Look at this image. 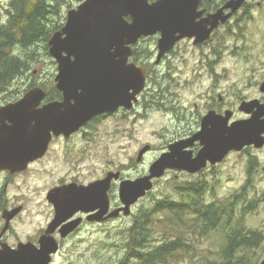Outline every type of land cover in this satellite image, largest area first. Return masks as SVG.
Returning a JSON list of instances; mask_svg holds the SVG:
<instances>
[{"label": "water", "instance_id": "water-1", "mask_svg": "<svg viewBox=\"0 0 264 264\" xmlns=\"http://www.w3.org/2000/svg\"><path fill=\"white\" fill-rule=\"evenodd\" d=\"M201 1L82 0L76 9H70L65 26L48 41L49 53L58 65L56 85L64 99L38 107L45 91L34 87L21 99L0 107V170L26 169L46 152L53 134L71 135L96 115L120 107L132 109L146 82L145 69L129 63L141 38L159 35V63L183 39H193L194 45L210 40L220 23L228 21L245 2L230 0L201 18ZM260 90L264 94V81ZM239 110L252 112V116L229 124L233 111L225 115L210 111L203 119V129L169 144L168 150L152 162L148 174L123 180L119 186L123 205L112 212L108 191L121 172L111 171L89 185L73 183L53 189L49 198L55 206V218L41 236L40 245H4L0 264H52L60 249L52 234L61 225L62 237L75 231L83 218L66 221L78 211L91 213L89 219L97 221L117 217L122 211L130 215L132 207L168 170L198 174L208 164L223 162L231 152H242L252 145L264 147V103L243 100ZM198 141L202 147L194 154L191 147ZM150 150L151 145L141 148L137 161ZM19 211L7 212V220ZM259 264H264V258Z\"/></svg>", "mask_w": 264, "mask_h": 264}, {"label": "rangeland", "instance_id": "rangeland-1", "mask_svg": "<svg viewBox=\"0 0 264 264\" xmlns=\"http://www.w3.org/2000/svg\"><path fill=\"white\" fill-rule=\"evenodd\" d=\"M10 2L0 0V23L8 19ZM81 2L62 1L61 16L55 20L61 28L67 22L68 11L76 9ZM230 27L233 33L230 31V34L228 28L219 31L204 47L194 45L191 39L179 41L160 67L155 66L159 35L143 37L138 41L140 50L149 48L152 52L143 61L159 70L157 75L153 74L150 92H158L161 86L163 92L158 99L164 100L165 97L167 106L171 108L154 105L145 111L143 105L139 108L137 119L133 114L129 119L116 114L95 122L83 134H78L69 148L65 147L62 152L57 149L46 163L34 164L26 174L19 176L17 189H24L27 194L24 201L26 211L19 220L23 224H18L23 236L33 234L46 222L48 205L45 193L59 180L75 178L80 175L78 171L81 178L95 180L105 172L115 170H125L126 176L135 179L137 175L148 172L152 162L175 138L195 132L198 116L211 104L212 98L216 101L222 96L234 102L237 109L243 99L264 96L260 91L264 81V9L239 16V21ZM215 50L220 52L219 61ZM31 54L33 59L29 71L0 93V104L14 102L36 86L55 84L58 65L49 53V46L46 48L44 42H39L31 48ZM208 58L217 62H208ZM165 88L167 94L164 93ZM145 145H151V151L138 162V153ZM252 162L255 169L250 173ZM203 172L197 177L170 171L156 180L153 190L132 207L130 215L106 226L88 224L64 241L53 264H117L125 255L123 245L128 242L126 234L137 210L151 201L155 194L165 191L166 185L173 179L184 181L207 177L219 198L237 193L247 184L248 198L258 200L254 211L247 217L248 226L264 232V149L233 152L223 162ZM14 188L12 194L17 193ZM204 245L211 247L209 242ZM259 252H264V243Z\"/></svg>", "mask_w": 264, "mask_h": 264}, {"label": "trees", "instance_id": "trees-1", "mask_svg": "<svg viewBox=\"0 0 264 264\" xmlns=\"http://www.w3.org/2000/svg\"><path fill=\"white\" fill-rule=\"evenodd\" d=\"M62 1L11 0L8 19L0 23V93L29 71L35 44L44 42L48 48L52 34L61 28L55 20L61 16ZM150 55L149 48H135V58ZM254 169L252 162L250 173ZM166 188L137 210L123 245L125 255L117 264L260 262L264 232L248 226L247 217L258 200L248 198L247 184L224 198L215 195L207 177L173 179Z\"/></svg>", "mask_w": 264, "mask_h": 264}, {"label": "flooded vegetation", "instance_id": "flooded-vegetation-1", "mask_svg": "<svg viewBox=\"0 0 264 264\" xmlns=\"http://www.w3.org/2000/svg\"><path fill=\"white\" fill-rule=\"evenodd\" d=\"M228 1H230V0H202L201 5L199 7V10L203 11V15L201 18H205L209 14L217 12L218 10L223 8L228 3ZM261 9H264V2L263 1L245 0V2L242 4V6L230 17V19L228 21H226L224 23H220L219 27L217 29H215V31L213 32L210 40H208L202 44H199V46L204 47L205 44H207L208 42H210L214 38V36L217 32L222 31L226 28H228L229 32L231 31L233 33L230 25H234L235 22L239 21V16L247 15V14H253L256 10H261ZM229 11H230V9H226L225 12H229ZM231 32H230V34H231ZM186 39H189V38H186ZM184 40L185 39H183V41ZM191 40L193 41V39H191ZM138 44H140V43H137L136 45H134V54H135V48L139 49ZM177 44L175 45V47L177 46ZM175 47L173 48V50L175 49ZM172 51H170V52H172ZM214 53H216L215 57L219 56L217 59V61H219L220 60V55H219L220 52L218 50H215ZM134 54L130 58L129 63H135L138 67L145 69L146 82H145L144 89H142V91L138 95L137 102H134L132 109H126L124 107H120L112 113H103L100 115H96L93 118H91L83 127H81L80 130L72 133L71 135H65L63 133L60 135H54L53 134L52 139L48 145L46 152L41 157H39L38 159L30 162L26 169H24L22 171H13L10 169L0 170V248H3L4 245L10 246L12 248H18L20 243H29V242L39 246L40 245L39 241H40L41 236L46 233V230L48 229L49 225L51 224V222L55 218V206L49 198L51 191L57 187H63L65 185H69V184H73V183L78 184V185H89L93 181H96V180H99V179L106 177L107 174L111 171L105 172L103 174V176H101L95 180H89V177L81 178L82 175L78 171V174H80L79 176L72 178V179L63 178V179L59 180L55 185H52L49 189H47V191L45 193V202L48 205V210L46 213V222L43 224L40 223L42 225L33 234L27 233L25 236L22 235V228L18 224H23L19 220H20L22 214H24L26 211V204L24 201H26L25 197L27 196V194L24 193V191H23L24 189L23 190L17 189L18 184L16 183V180L19 179L18 178L19 176L26 174L34 164L46 163L47 160H49L51 155L53 153H55V151L57 149L62 152V150L65 147L69 148V144L71 143V141H73L74 138L76 136H78V134H83L86 131V129L91 124H93L95 122H101L102 120H104L108 117H112L116 114H120L123 117H126V119H129L131 117V115L133 114L137 119L138 113H139V108L143 105H144L145 111H147L150 106H154V105L164 106L165 108L167 107L169 109L171 108L170 105L167 106V99L165 97H164V100L158 99L160 97L161 93L163 92V88L161 86H160L158 92H154L155 90L153 91V93L150 92V84H151L152 79H153L152 77H153V74L157 75V72H159L158 68H154V67L151 68L147 62L143 61L144 59L141 58V56H138L135 58ZM157 54H158V49H157V53H156V58H157ZM168 54H166L159 63L155 62V66L156 67L162 66L163 63L165 62V60L167 59ZM205 57H207V56L205 55ZM207 61L211 62V63L217 62V61L211 60L209 58ZM166 76H164V78ZM36 87H41L45 91V97L43 98V100L41 101V103L39 104L38 107H42L43 105L51 103L53 101H62L64 99L63 93L59 90V88L56 85V81H55V84L53 86L40 85V86H36ZM155 87L158 88L157 86H155ZM31 89H28L26 92H24L23 95L20 98H18L17 100L21 99ZM166 91H167V88L164 89V93L167 94ZM253 99H257V100H259L260 103H264V96L252 97V98H247V99H243V100H253ZM17 100H15V101H17ZM241 102H240V104H241ZM8 103H11V102H8ZM8 103H6V104H8ZM6 104H0V107L3 105H6ZM240 104H239V106H240ZM239 106L236 109L234 102H230L228 99H224L222 96H219V98L216 101H214V99L212 98L211 104L206 106V109L202 114H199L198 121H197L198 128L195 130V132H198V131L203 129L202 128L203 119L210 111H215L217 114H221V115H225L226 111H233V115L229 121V124H232L237 119H249L252 116V112L248 113V112L240 111ZM160 111H161V108L158 110V112H160ZM239 114H241V115H239ZM195 132H191L190 134H185L184 136L177 137L172 142H175L178 140H183V139H188ZM172 142H170L169 144H171ZM60 144H61V146H60ZM168 147H169V145H167V148L164 151L168 150ZM201 147L202 146H201L200 142L198 141L193 147H191V149L194 151V154H196L201 149ZM262 149H264V147L257 148L254 145H252V146L246 147L244 150L248 152L250 150H262ZM231 153H233V152H231ZM211 166H213V165L208 164L207 168H209ZM206 169H204V170H206ZM73 171H74V169H73ZM170 171H172V170H168L167 173H169ZM113 172H121V174H120L118 179L114 178V180L112 181L111 187L108 191V195H109V199H110V212H112L115 209L120 208L123 205V203L121 202L120 197H119V186L123 180L131 179L125 175V170H115ZM185 173H187V172H185ZM146 174H148V172L147 173L145 172L142 175H146ZM139 176H140V174L137 175V177H139ZM155 183H156V181H155ZM12 187H15L14 189L17 191V193L12 194V192H11ZM149 193H147V196L149 195ZM144 198H142V199H144ZM142 199H140L133 206V208L136 205H138ZM17 208H20V211L10 221H8L7 220V218H8L7 212H12ZM90 215H91V213L90 214L85 213L84 211L80 210L71 219L66 221V222H69L71 220L83 218V221L79 225V227L75 231L70 233L67 237H62V235H61V228L63 227V225L58 227V229L52 235L58 240L60 248H61V245L64 241L68 240L69 238L73 237L75 234L79 233L88 224L98 225V226H106L107 224L113 223V222L121 219L123 216H125V214L122 211L117 217L110 218L107 220L97 221V220H90L89 219ZM134 260H137V259L134 258Z\"/></svg>", "mask_w": 264, "mask_h": 264}, {"label": "bare ground", "instance_id": "bare-ground-1", "mask_svg": "<svg viewBox=\"0 0 264 264\" xmlns=\"http://www.w3.org/2000/svg\"><path fill=\"white\" fill-rule=\"evenodd\" d=\"M31 66V65H30Z\"/></svg>", "mask_w": 264, "mask_h": 264}]
</instances>
